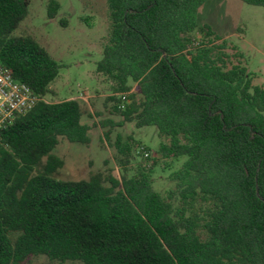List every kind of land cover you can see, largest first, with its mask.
I'll use <instances>...</instances> for the list:
<instances>
[{
    "label": "trees",
    "instance_id": "16d2710c",
    "mask_svg": "<svg viewBox=\"0 0 264 264\" xmlns=\"http://www.w3.org/2000/svg\"><path fill=\"white\" fill-rule=\"evenodd\" d=\"M106 1L111 25L96 71L114 92L137 85L125 108L115 106L117 125L154 126L167 138L160 157L186 160L166 195L141 167L129 175L122 166L120 178L56 177L59 137L88 144L90 126L77 99L44 100L61 65L31 35L13 34L29 0H0V62L41 98L0 133V264L40 255L77 264H264V87L242 65L225 68L222 46L205 41L213 30L197 14L206 0ZM59 7L48 0L47 17ZM116 146L129 154L119 137Z\"/></svg>",
    "mask_w": 264,
    "mask_h": 264
},
{
    "label": "rangeland",
    "instance_id": "374dc122",
    "mask_svg": "<svg viewBox=\"0 0 264 264\" xmlns=\"http://www.w3.org/2000/svg\"><path fill=\"white\" fill-rule=\"evenodd\" d=\"M59 10L54 18L47 17L48 0H29V12L14 35L28 34L44 46L61 65L57 77L50 84L52 93L44 96L47 102L77 99L82 110V123L90 126L88 144L69 142L59 137L51 154L63 160L55 174L60 179H87L96 171H110L120 178L122 166L128 174L137 168L151 171L152 187L166 195L174 183L170 173L181 167L186 156L178 160L164 159L157 153L161 141L154 126L136 127L124 122L115 106L129 104V93L137 94V85L130 82L129 93L114 92V83L96 71L102 58L103 46L110 31L106 0H57ZM199 25L211 26L213 34L205 41L221 45L225 68L242 65L251 74L252 83L264 87V7L241 0H206L198 9ZM65 24V25H64ZM201 33H195V39ZM125 94L128 101L123 102ZM113 97L115 99H111ZM123 109V108H122ZM109 130V138L103 131ZM130 147L129 154L118 152L116 139ZM25 264H77L58 262L46 256H31Z\"/></svg>",
    "mask_w": 264,
    "mask_h": 264
},
{
    "label": "built area",
    "instance_id": "2783aa9c",
    "mask_svg": "<svg viewBox=\"0 0 264 264\" xmlns=\"http://www.w3.org/2000/svg\"><path fill=\"white\" fill-rule=\"evenodd\" d=\"M41 98L31 88L16 80L11 70L0 62V133L13 121L30 111ZM123 102L128 101L121 95ZM124 108V104L120 105Z\"/></svg>",
    "mask_w": 264,
    "mask_h": 264
}]
</instances>
